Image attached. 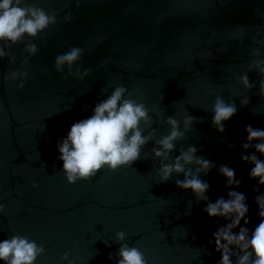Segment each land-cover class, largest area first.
Here are the masks:
<instances>
[{
	"label": "water",
	"instance_id": "95a60500",
	"mask_svg": "<svg viewBox=\"0 0 264 264\" xmlns=\"http://www.w3.org/2000/svg\"><path fill=\"white\" fill-rule=\"evenodd\" d=\"M27 2L54 13L56 23L6 46L0 58V239L18 234L43 245L35 264H67L60 261L65 252L75 264H115L107 254L119 247L115 232L124 231V242L138 247L148 264H217L219 253L209 241L225 221L209 218L204 201L176 186L183 173L161 182L155 169L195 146L197 157L215 165L201 174L209 200L227 198L231 189L217 169L229 164L241 181L236 190L247 198L248 227L259 223L254 197L264 185L249 178L252 165L240 155L254 151L241 147L246 125L264 128V96L258 94L264 77L249 70L253 60L264 59V0ZM29 41L38 49L31 56L24 51ZM71 47L83 50L72 66L73 72L89 70L83 78L68 75L66 67L55 71V57ZM257 47L259 56L253 54ZM22 67L28 71L23 88L18 80L4 81ZM244 74L253 87L240 83ZM118 85L148 109L151 120L140 127L151 139L130 167H104L69 184L56 141ZM216 97L237 109L223 133L211 124ZM185 115L195 119L188 129L181 123L184 135L168 159L154 157L156 141L169 131L165 118L182 122Z\"/></svg>",
	"mask_w": 264,
	"mask_h": 264
},
{
	"label": "clouds",
	"instance_id": "9594fccd",
	"mask_svg": "<svg viewBox=\"0 0 264 264\" xmlns=\"http://www.w3.org/2000/svg\"><path fill=\"white\" fill-rule=\"evenodd\" d=\"M64 19L70 20V14H66ZM54 23H56L54 13H48L43 8L28 3L27 0H0V45H4L0 46V58L7 55L6 46L22 41L25 37H36ZM24 51L31 56L38 51L37 45L29 41L25 43ZM82 51L79 47H71L68 51L58 54L54 60L55 71L59 73L66 67L68 75L83 78L88 74V69L81 72L77 68L73 72L72 68L80 59ZM253 54L259 56L260 48L254 49ZM27 64L26 56L22 65ZM252 68H256L264 77V59L253 60L249 70ZM27 77L28 71L22 67L20 70L8 72L4 76V81L18 80L16 87L20 89L23 88ZM240 83L245 88L253 87L247 74L240 76ZM126 92L127 89L123 85L115 86L109 94L93 105L90 115L74 121L65 135L57 139L56 159L62 162L61 171L69 184L92 177L104 167L110 170L122 166L130 167L140 158L142 147L148 143L152 135L143 134L140 124L149 123L151 117L145 105L128 98ZM258 94L264 96V78L260 81ZM240 103L247 104L248 98H243ZM236 111L233 102H225L224 99L216 97L211 107L212 126L223 133L224 122ZM194 119L191 115H185L181 122L173 116L166 117L164 122L169 125V131L156 141L158 146L152 149V155L166 161L176 147L175 141L184 135L181 123L184 129H188ZM245 133V141L241 147L254 151L247 154L242 152L240 160L252 165L248 175L250 179L257 181L259 187L264 185V159L261 158L264 157V128L246 125ZM196 152L195 146H189L172 157L171 162H162L159 168L155 169L159 180L166 182L173 173H183V179H176V186L190 190L197 201H204L202 212L209 218H222L225 221L213 231L209 241L210 244H214V251L219 253L217 264H264V192H258L254 197L259 223L250 229L247 198L236 190L241 181L236 178L234 168L229 164L219 166L217 171L225 178V187L231 190L227 192V198L221 196L211 201L206 195L209 183L201 179V174L207 175L215 165L203 157H197ZM193 163L197 166L195 169L187 167ZM35 186L33 184V187ZM253 190L257 191L258 188ZM3 208L4 205L0 204V211ZM237 228L238 230L234 231ZM114 239L119 243V247L114 254L112 252L107 254L109 260L115 256V264H148L144 253L138 247L124 242L126 239L124 231L115 232ZM104 243L105 247L111 246L108 242ZM44 251L43 245L35 240L12 234L0 239V264H35L37 257ZM68 255L65 252L60 261L75 264L73 260L68 259Z\"/></svg>",
	"mask_w": 264,
	"mask_h": 264
}]
</instances>
